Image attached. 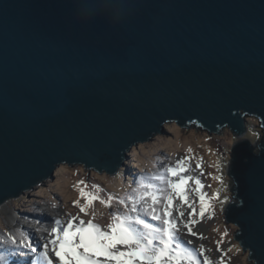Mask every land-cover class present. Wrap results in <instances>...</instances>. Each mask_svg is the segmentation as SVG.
I'll use <instances>...</instances> for the list:
<instances>
[{
  "label": "water",
  "instance_id": "95a60500",
  "mask_svg": "<svg viewBox=\"0 0 264 264\" xmlns=\"http://www.w3.org/2000/svg\"><path fill=\"white\" fill-rule=\"evenodd\" d=\"M247 117L264 130V0H0V208L61 165L116 175L166 124L228 128L225 219L264 260V139L245 138Z\"/></svg>",
  "mask_w": 264,
  "mask_h": 264
},
{
  "label": "snow or ice",
  "instance_id": "6c2138e0",
  "mask_svg": "<svg viewBox=\"0 0 264 264\" xmlns=\"http://www.w3.org/2000/svg\"><path fill=\"white\" fill-rule=\"evenodd\" d=\"M242 147L238 145L237 151ZM194 159L198 161L195 170L203 175V158H196L189 147L185 156L174 162L163 164L160 160L162 167L157 172L137 175L132 182L136 186L130 184L131 191L123 197L108 194L105 199L99 195V185H93L96 191H91L85 181H78L82 185L80 198L85 202L81 204L78 199L73 205L79 208V213L92 219L85 221L79 214L47 220L43 215L25 216L35 227L20 228L17 232L9 230L0 236V264H217L206 254L210 250L203 243L197 246L188 238L204 239L194 227L206 216L214 218L212 200L220 197L219 191L214 197H208L199 176L186 175L194 171L191 168ZM220 171V175L212 178L223 185L224 176ZM192 192L198 194V209L197 202L190 199ZM96 201L107 207L115 206L105 227L94 222ZM227 202V198L221 200L222 205ZM243 206L244 202L240 201V207ZM51 207L55 209L57 205ZM234 227L239 232L241 226ZM228 235L225 231L216 241L217 251L221 253L219 264H226L227 252L221 244ZM231 250L230 247L228 251ZM249 254L254 256V252ZM257 260L264 264L260 257H255L253 264Z\"/></svg>",
  "mask_w": 264,
  "mask_h": 264
},
{
  "label": "rangeland",
  "instance_id": "374dc122",
  "mask_svg": "<svg viewBox=\"0 0 264 264\" xmlns=\"http://www.w3.org/2000/svg\"><path fill=\"white\" fill-rule=\"evenodd\" d=\"M249 127L245 138L255 141L264 139V130L257 118L247 117ZM167 134L157 135L153 140L146 143H140L133 147L130 152V158L126 161V166L123 167L116 175L110 176L106 173L99 174L96 171H88L82 165L69 166L61 165L55 173V179L41 184L34 190L25 193L17 199H12L8 202L9 206L14 209L19 216H34L37 211L42 212L44 219L57 218L67 219L68 214L73 216L79 214L81 219L85 221L92 219L90 215L79 213V208L73 205V202L80 200L83 204L85 201L80 198L78 181H85L88 190L96 191L93 185H99V195L107 199L108 194H113L115 197H123L131 191V187H135L136 176L143 174L149 175L157 172L162 165L159 164L163 160V164L167 161L174 162L175 160L185 156L187 149L191 147L196 158H203V175H200V170H195L197 159L191 161V168L194 170V176H199L202 183L205 185L203 191L208 197H214L219 191V199H213L212 203L215 208L214 218L206 216L200 222L204 229L202 234L204 239L195 238L199 243H203L208 251L206 254L219 264L221 253L217 251L216 241L221 239L225 231L229 235L223 239L221 247L227 252L224 257L226 264H253L249 262V251H238L240 242L235 241L237 233L235 224L226 222V207L232 201L238 200L234 197L231 189L235 182L229 176L228 167L231 162V152L238 139L233 135L230 129L224 128L220 135L210 134L197 126L183 130L176 123L166 124ZM257 133L259 136H257ZM210 138V139H209ZM179 143V144H177ZM211 149V152H209ZM214 155L211 156L210 154ZM167 157V159H165ZM215 160H212V158ZM217 166H220L224 176L223 185L212 177L220 175L221 171ZM191 174L190 173H186ZM131 184V187H130ZM194 187V184L192 185ZM192 200L197 202L198 209V194L190 193ZM225 198L228 202L221 204V200ZM52 204H56L57 208L53 209ZM96 211L94 222L105 227L110 223V213L115 210V206L107 207L96 201L93 205ZM223 208V211L221 210ZM190 209H188L189 211ZM197 219H199L197 217ZM219 229V231H216ZM7 217L0 213V236H3L8 231ZM232 248L229 252L228 249Z\"/></svg>",
  "mask_w": 264,
  "mask_h": 264
},
{
  "label": "bare ground",
  "instance_id": "6f19581e",
  "mask_svg": "<svg viewBox=\"0 0 264 264\" xmlns=\"http://www.w3.org/2000/svg\"><path fill=\"white\" fill-rule=\"evenodd\" d=\"M177 144H179V143H177ZM210 155L213 156L214 154L211 153ZM212 160H215V158L213 157ZM168 163H169V161L166 162V164H168ZM191 174L194 175V173H192V172H191ZM190 198H191V196H190ZM189 211H191V210H189ZM42 212H45V211H37V212H35L34 216L41 215ZM0 213H3L4 215H6L8 228H9V230H11L13 232H17V230L20 229V228L28 229V228L35 227L34 224L29 223L22 216H19L18 213H16L14 211V209L9 206L8 203L4 204L0 208ZM186 216H187V212H186ZM55 217L56 218L58 217L57 213H56ZM43 226H48V225H43ZM203 230H205V229H204V227H203V225L201 223H198L194 227V231H198V232L202 233ZM188 238L193 240L194 245L198 246L200 244L195 238H192V237H188ZM10 259H12V258H10Z\"/></svg>",
  "mask_w": 264,
  "mask_h": 264
}]
</instances>
